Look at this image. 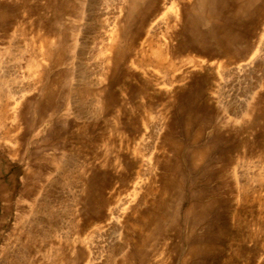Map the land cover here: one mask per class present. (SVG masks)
Returning <instances> with one entry per match:
<instances>
[{
    "label": "rangeland",
    "instance_id": "obj_1",
    "mask_svg": "<svg viewBox=\"0 0 264 264\" xmlns=\"http://www.w3.org/2000/svg\"><path fill=\"white\" fill-rule=\"evenodd\" d=\"M21 263L264 264V0H0V264Z\"/></svg>",
    "mask_w": 264,
    "mask_h": 264
},
{
    "label": "bare ground",
    "instance_id": "obj_2",
    "mask_svg": "<svg viewBox=\"0 0 264 264\" xmlns=\"http://www.w3.org/2000/svg\"><path fill=\"white\" fill-rule=\"evenodd\" d=\"M173 1V0H172ZM170 3H172L171 1H170ZM174 3V2H173ZM176 4V3H175ZM181 4V3H180ZM171 5V4H170ZM174 6V5H173ZM170 7H172V6H170ZM58 8V7H57ZM62 11V10H61ZM175 14V13H174ZM35 23V22H34ZM33 23V24H34ZM36 24V23H35ZM46 25V24H45ZM170 25V24H169ZM174 26H175V24H173ZM26 26V25H25ZM34 26V25H33ZM54 26V25H53ZM170 26H172V25H170ZM113 27H115V25L113 26ZM112 27V28H113ZM55 28V27H54ZM64 28V27H63ZM26 29H27V27H26ZM50 29H51V27H50ZM111 29V28H110ZM172 29H174V28H172ZM29 30V29H28ZM35 30V29H34ZM55 30V29H54ZM43 31V30H42ZM60 31V30H59ZM114 31H115V29H114ZM114 31H112V29H111V33H110V30H109V34L110 35H108V36H110V38L109 39H111L110 41L111 42H114L115 41V35H114ZM36 33V32H35ZM59 33V32H58ZM115 33H117L116 31H115ZM57 34V33H56ZM171 34V33H170ZM174 35V34H173ZM177 35V34H176ZM196 36V35H195ZM197 37V36H196ZM52 40H53V38L51 39L50 37H44L43 38V40H41L40 41V46H41V50L40 51H42V48H45L46 49V51H42V53H41V55H44V56H46V57H49V53H50V45H51V43H52ZM165 40V39H164ZM109 41V42H110ZM191 41H193L192 39H191ZM37 42V41H36ZM58 42V41H57ZM56 42V43H57ZM165 42V41H164ZM115 43V42H114ZM31 44V43H30ZM159 44V43H158ZM174 45V44H173ZM170 47V46H169ZM196 47V46H195ZM115 48H116V46H115ZM149 48H150V55L151 56H153L154 57V59H155V64H156V68H159V67H162V66H164V65H166V64H169V65H171V63H173V62H171V60H170V57H169V53L167 52V50H166V48H165V46H164V44H162V45H151V46H149ZM52 49V48H51ZM66 49V48H65ZM169 49V48H168ZM53 50V49H52ZM113 51V50H112ZM123 51V50H122ZM52 52V51H51ZM57 52V51H56ZM59 52V51H58ZM113 52H115V51H113ZM175 52H176V50H175ZM123 53V52H122ZM172 53V52H171ZM29 54V53H28ZM54 54V53H53ZM58 55V54H57ZM60 55V54H59ZM64 55V54H63ZM173 55V54H172ZM171 55V56H172ZM51 56V55H50ZM45 57V58H46ZM44 60V59H43ZM45 61V60H44ZM62 61V60H61ZM30 62V61H29ZM50 62V61H49ZM175 62V61H174ZM176 63V62H175ZM45 64V63H44ZM56 65V64H55ZM54 65V66H55ZM154 65V64H153ZM60 66H62V65H60ZM59 68V67H58ZM56 69V68H55ZM54 69V70H55ZM174 69V68H173ZM176 69V68H175ZM35 70H37V69H35ZM49 70V69H48ZM59 70V69H58ZM167 70V69H166ZM50 73V72H49ZM59 73V72H58ZM48 74V73H47ZM57 74V73H56ZM65 74V73H64ZM174 74V73H173ZM40 75V74H39ZM41 76V75H40ZM43 76V75H42ZM48 76H50V75H48ZM22 77V76H21ZM38 77V76H37ZM46 78V77H45ZM56 79H58V78H56ZM16 81V80H15ZM22 81V80H21ZM52 81V80H51ZM57 82V81H56ZM49 84V83H48ZM53 84V83H52ZM56 85V84H55ZM52 86V85H51ZM8 87V86H7ZM46 87V86H45ZM58 87V86H57ZM48 88V87H47ZM61 88V87H60ZM19 90H20V88H19ZM22 90V89H21ZM48 90V89H47ZM59 90V89H58ZM9 91H11L10 90V88H9ZM13 91V90H12ZM62 91H63V89H62ZM50 92V91H49ZM11 95H12V93L11 92H9ZM13 93H14V91H13ZM51 93V92H50ZM61 94V93H60ZM9 95V94H8ZM52 96V95H51ZM13 97V96H12ZM46 97V96H45ZM14 99V98H13ZM62 99V98H61ZM42 100V99H41ZM50 100V99H49ZM16 101V100H15ZM47 102V101H46ZM57 103V102H56ZM55 103V104H56ZM15 104V103H14ZM32 105V104H31ZM46 105V104H45ZM64 105V104H63ZM12 106V105H11ZM50 106H51V104H50ZM40 107V106H39ZM14 108V107H13ZM41 108V107H40ZM38 109V108H37ZM49 109V108H48ZM60 109V108H59ZM6 111V110H5ZM32 111V110H31ZM49 111V110H48ZM53 112V111H52ZM15 113V112H14ZM38 113V112H37ZM46 113V112H45ZM48 113V112H47ZM4 114V113H3ZM5 115V114H4ZM15 115V114H14ZM32 115V114H31ZM48 115V114H47ZM34 116V115H33ZM4 118V117H3ZM33 119H34V117H32ZM40 119H42V118H40ZM3 120V119H2ZM38 120V119H37ZM9 122V121H8ZM15 122V121H14ZM18 122V121H17ZM16 122V123H17ZM34 122V121H33ZM10 124V123H9ZM9 126V125H8ZM17 134V133H16ZM18 135V134H17ZM55 157V156H54ZM47 159V158H46ZM40 160V159H39ZM44 162V161H43ZM52 162V161H51ZM59 163V162H58ZM41 164H42V162H41ZM49 165V164H48ZM38 167L40 166V165H37ZM42 167H43V165H42ZM34 171V170H33ZM72 171V170H71ZM32 172V171H31ZM79 173V172H78ZM32 174H33V172H32ZM36 174V173H35ZM72 174V173H71ZM30 176H31V173H30ZM77 176V175H76ZM69 177V176H68ZM73 177V176H72ZM56 182H58V181H56ZM69 185V184H68ZM58 200V199H57ZM37 206V205H36ZM45 206V205H44ZM43 208V207H42ZM54 208V207H53ZM46 209V208H45ZM46 213V212H45ZM53 214V213H52ZM36 215V214H35ZM39 215H41V214H39ZM58 215V214H57ZM43 216V215H42ZM60 217V216H59ZM34 218V217H33ZM43 218V217H42ZM35 219V218H34ZM46 219V218H45ZM31 221V220H30ZM29 221V222H30ZM41 221V220H40ZM61 221V220H60ZM50 223V222H49ZM25 224H26V222H25ZM39 225H40V223H39ZM24 227V226H23ZM43 227V226H42ZM28 228V227H27ZM44 230V229H43ZM27 231V230H26ZM34 232V231H33ZM46 232V231H45ZM36 233V232H35ZM37 234H38V232H37ZM46 234H47V232H46ZM32 235V234H31ZM23 236V235H22ZM28 236V235H27ZM45 236V235H44ZM36 237V236H35ZM28 238V237H27ZM33 240V239H32ZM29 241H31L30 239H29ZM26 242H27V240H26ZM36 242V241H35ZM30 243V242H29ZM36 244V243H35ZM28 250H29V247H28ZM15 252H17V251H15ZM29 256H30V254H29ZM26 257V256H25ZM59 257V256H58ZM14 258V257H13ZM30 258V257H29ZM20 259V258H19ZM22 259V258H21ZM24 259V258H23ZM10 260H11V258H10ZM28 260V259H27ZM6 262H7V260H5ZM20 261V260H19ZM21 262V261H20ZM13 263V262H12ZM22 264V263H21ZM25 264V263H24Z\"/></svg>",
    "mask_w": 264,
    "mask_h": 264
}]
</instances>
